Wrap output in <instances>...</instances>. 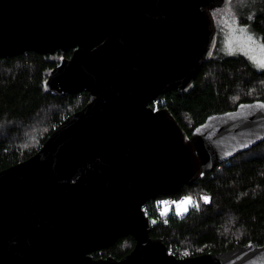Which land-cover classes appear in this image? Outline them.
Returning a JSON list of instances; mask_svg holds the SVG:
<instances>
[{"label": "water", "instance_id": "1", "mask_svg": "<svg viewBox=\"0 0 264 264\" xmlns=\"http://www.w3.org/2000/svg\"><path fill=\"white\" fill-rule=\"evenodd\" d=\"M231 1L0 0V59L71 51L43 87L90 97L0 171V264H264L253 243L176 258L150 238L142 208L264 142L262 101L212 114L189 136L149 107L191 87L216 49L212 11ZM129 236L122 259L92 257Z\"/></svg>", "mask_w": 264, "mask_h": 264}, {"label": "trees", "instance_id": "2", "mask_svg": "<svg viewBox=\"0 0 264 264\" xmlns=\"http://www.w3.org/2000/svg\"><path fill=\"white\" fill-rule=\"evenodd\" d=\"M233 2L239 6L245 3L238 22L247 24L264 43V0ZM71 54L28 52L0 59V171L33 156L62 121L90 101L86 92L58 97L43 87L60 59ZM251 101L264 102V70H256L243 57L213 54L187 91H170L149 107L167 109L189 136L208 116ZM203 194L210 197L209 204L200 205L198 210L191 208L182 217L169 214L161 219L148 201L147 216L157 219L150 228V238L160 239L170 254L181 259L221 253L247 243L264 246V142L218 165L172 196L198 200ZM134 244L132 237H122L92 257L120 260Z\"/></svg>", "mask_w": 264, "mask_h": 264}, {"label": "rangeland", "instance_id": "3", "mask_svg": "<svg viewBox=\"0 0 264 264\" xmlns=\"http://www.w3.org/2000/svg\"><path fill=\"white\" fill-rule=\"evenodd\" d=\"M238 4L239 3L236 2H230L227 6L219 9H214L212 11L217 29V45L214 52V57H243L248 62H250V64H252L256 70H264L258 67L249 59V55L245 54L247 48L242 47L244 41L241 38L239 28L243 27L244 25H241L238 22V14L240 12L242 14L245 12L246 5L245 3L240 4V6ZM233 29H235V31H233ZM248 32L254 36L257 42L262 43L260 39L249 29V27ZM230 41L231 43H229ZM254 54L257 56L260 55L258 51ZM192 202L194 203H188L186 207L184 205L181 206V214H177V209L174 210L173 213L177 217H182L187 213L189 209H195L196 206H194V204H198L199 199L192 200Z\"/></svg>", "mask_w": 264, "mask_h": 264}, {"label": "snow or ice", "instance_id": "4", "mask_svg": "<svg viewBox=\"0 0 264 264\" xmlns=\"http://www.w3.org/2000/svg\"><path fill=\"white\" fill-rule=\"evenodd\" d=\"M249 20L253 19L252 16L248 17ZM235 23V21H234ZM248 25L245 24L243 27L239 28V32L241 34V38L244 41L242 47H246L247 51L245 52L246 55H249V59L256 64L258 67L264 69V43H259L255 40L254 36L248 32ZM233 31H235V29H233ZM231 43V41L229 42ZM259 52L260 55L257 56L254 53L255 52ZM244 107V106H242ZM251 107V106H248ZM259 107L264 108V104L259 105ZM201 199H203L204 201L207 202L208 197L204 196L201 197ZM164 205H168L169 202L168 201H163L162 202ZM176 204V208H177V214H181V206L184 205L185 207L187 206L188 203H194L192 202L191 197H183L180 201H176V202H172ZM194 206H197L196 204H194ZM164 213H162L163 215ZM185 255H187V253H185Z\"/></svg>", "mask_w": 264, "mask_h": 264}, {"label": "built area", "instance_id": "5", "mask_svg": "<svg viewBox=\"0 0 264 264\" xmlns=\"http://www.w3.org/2000/svg\"><path fill=\"white\" fill-rule=\"evenodd\" d=\"M204 196L208 197L207 202L204 201L203 199H201V197H204ZM182 198L183 197H181V198H175L173 196H169V197H157L156 199L150 200V202H151V205H152V207H153L156 215H158V217H160L161 219H164V217L166 215L174 214L173 213L174 210L177 209L176 208V204L175 203H172V202L180 201ZM163 201H168L169 204L168 205H164L162 203ZM209 202H210V197L209 196L204 195V194L201 195L199 197L198 204H196V205H198V207L196 206L195 207V210H198L200 205H207V204H209ZM145 204L143 205L142 208H143V211H144V214H145L146 218L148 219L149 226L151 228L152 226L156 225L157 219H155L153 217H150V216H147V213L148 212L146 210L147 206L145 207ZM162 213H164V214L162 215ZM164 223H166V222H164Z\"/></svg>", "mask_w": 264, "mask_h": 264}]
</instances>
